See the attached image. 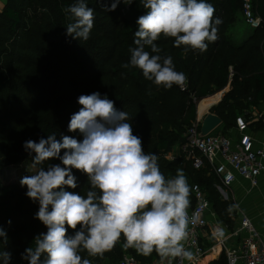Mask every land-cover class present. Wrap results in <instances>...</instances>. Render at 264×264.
Instances as JSON below:
<instances>
[{
  "label": "trees",
  "instance_id": "1",
  "mask_svg": "<svg viewBox=\"0 0 264 264\" xmlns=\"http://www.w3.org/2000/svg\"><path fill=\"white\" fill-rule=\"evenodd\" d=\"M74 2L7 0L0 12V228L8 238L6 246L0 242V250L11 252V264H26L21 254L47 229L35 219L38 203L26 197V187L20 181H5L3 175L23 163L31 166L35 154L23 148L28 140L38 142L51 133L57 139L72 136L82 140L78 132L68 131L71 116L80 110L77 101L81 95L106 94L118 111L128 112L133 134L142 139L145 152L159 156L164 175L173 177L182 169L189 186L196 184L205 192L210 209L223 221L228 218L230 203L221 199L216 189L219 180L211 169L206 164L193 168L182 152L177 158L167 156L184 144L183 135L196 123V103L228 84L229 91L210 110L221 119L224 129L234 125L238 113L264 101V0H251L253 14L261 24L240 46L231 44L226 29L230 18L242 13L241 0H207L215 9L214 19L221 23L218 39L209 42L204 52L189 50L185 55L183 46L174 47L172 38L156 41L160 54L171 55L176 70L186 75L184 90L175 85L157 87L144 79L141 70L122 67L130 60L136 21L145 14L143 0L130 4L123 0L110 12L104 9L112 0H86L95 15L87 41L65 34L70 22L65 9ZM59 163L50 160L43 166ZM31 168L34 173L36 169ZM73 175L78 187L65 190L85 195L87 177L76 170ZM73 234L69 229L68 235ZM109 252L114 254L109 264H117L124 255L142 263L162 257L156 251L145 255L126 246L123 237L102 257L81 255L100 264ZM209 264H227L225 254Z\"/></svg>",
  "mask_w": 264,
  "mask_h": 264
},
{
  "label": "clouds",
  "instance_id": "2",
  "mask_svg": "<svg viewBox=\"0 0 264 264\" xmlns=\"http://www.w3.org/2000/svg\"><path fill=\"white\" fill-rule=\"evenodd\" d=\"M123 0H112L105 11H114ZM132 0H129L130 4ZM145 14L140 16L129 48L130 60L122 65L142 71L145 80L157 87H183L187 77L177 71L171 55L162 56L156 41L174 39V47L204 52L208 43L218 39L219 18L207 0H143ZM70 22L65 34L87 41L94 27V9L86 0H75L65 9ZM150 49V50H146ZM80 110L68 124L72 136L56 138L55 133L28 140L23 148L35 154L20 185L26 197L38 203L35 219L47 229L35 236L32 246L21 254L26 264H92L82 257H102L124 238L126 246L148 255L193 258L184 247L189 232L190 188L182 169L173 177L160 170L159 156L145 152L142 139L133 134L132 117L118 111L114 101L99 92L81 95ZM62 153V154H61ZM59 164L43 165L50 160ZM62 165V166H61ZM76 170L87 177L85 195L65 189L78 187ZM10 223V222H9ZM73 235H68V230ZM214 236L223 237L217 228ZM0 228V242L7 244ZM12 254L0 250L2 264H11Z\"/></svg>",
  "mask_w": 264,
  "mask_h": 264
},
{
  "label": "built area",
  "instance_id": "3",
  "mask_svg": "<svg viewBox=\"0 0 264 264\" xmlns=\"http://www.w3.org/2000/svg\"><path fill=\"white\" fill-rule=\"evenodd\" d=\"M241 8L247 26L251 30L259 28L261 20L253 14L251 0H241ZM235 128L239 134L237 140L214 131L202 136L196 121L187 128L183 135L184 144L179 148L193 168L200 169L206 164L211 169L219 180L216 189L223 199H227L224 189L235 181L236 175L255 187L258 176L264 172V148L254 149L253 140L248 134V124L243 117H236ZM189 188V235L183 243L193 258L188 260L183 257L162 256L142 263L131 255H124L117 264H209L210 261L205 258L213 249L206 246L210 240L219 245L227 264H264V242L250 220L245 216L241 218L238 232H243L244 236L236 247L227 246L229 237L225 232L223 237L213 235L217 228L224 229V226L210 209L205 192L196 184Z\"/></svg>",
  "mask_w": 264,
  "mask_h": 264
},
{
  "label": "crops",
  "instance_id": "4",
  "mask_svg": "<svg viewBox=\"0 0 264 264\" xmlns=\"http://www.w3.org/2000/svg\"><path fill=\"white\" fill-rule=\"evenodd\" d=\"M6 1L7 0H0V12L3 11ZM227 90L228 87L221 91L220 99L215 104L209 106L207 110L201 115L196 113V117L197 115L203 116L208 111H210V109L222 99L223 94L227 92ZM236 117H243L247 122L248 134L253 140L254 149L264 148V101L257 107H250L249 109L238 113ZM214 133L227 135L232 140H237L239 137V134L235 128V123L229 129H224L223 124H221L214 130ZM172 153L174 154V157L170 156ZM179 153L180 149L178 146H176L172 149L167 157L168 159L177 158ZM224 192L227 196V199L223 200L230 202V206L233 207V210L237 215L238 224L240 223V220L243 216L247 217L254 229L260 235V239L264 242V172L258 176L255 187H251L248 181L236 175L235 181L229 187L225 188ZM238 234L240 235V239H242L244 233L238 232ZM212 250L207 256L209 257L208 261L210 262L217 260L221 255L220 250L218 252L217 248Z\"/></svg>",
  "mask_w": 264,
  "mask_h": 264
},
{
  "label": "rangeland",
  "instance_id": "5",
  "mask_svg": "<svg viewBox=\"0 0 264 264\" xmlns=\"http://www.w3.org/2000/svg\"><path fill=\"white\" fill-rule=\"evenodd\" d=\"M226 32H227V35L230 36L231 44L235 47L242 45L249 38V36L252 34V30L245 23V21L243 19V15L241 12H238L237 14L233 15L230 18L229 27L226 29ZM228 72H229V77L231 78V75H232V68L231 67L228 68ZM226 87H228V90H227V92H228L229 91V84ZM227 92H225L223 95H225ZM217 95H221V91L219 93H217ZM211 102H212V100H207V98H206V99H203L200 102L196 103V113L199 115L204 113L206 111L207 106L210 105ZM208 113L212 114L211 111H208L205 115H207ZM199 115H197L196 120L200 124L202 119L205 117V115H203V116H199ZM170 156L174 157V154L172 153ZM32 171H33V169L31 168L30 165L23 163V164L15 167L13 169L11 168L10 171H8L5 175H3V179L7 182L8 181L17 182V181H20L24 176L31 174ZM220 197L223 200L221 194H220ZM228 203H230V202H228ZM216 217H217V215H216ZM217 219L220 223L223 224L225 235L227 237H229L227 240V246H230L231 248L236 247L241 239H240V235L238 234V225L239 224L237 222V215L234 212L233 207L230 206L229 215L225 221L220 220L218 217H217ZM206 246L207 247H213V249H215L216 247H219V245L218 246L215 245L213 240L208 241ZM219 250H220V248L218 249V252H219ZM111 254L112 253L109 252V254H107V257L100 264H109V262L111 261V258H110ZM112 255H114V254H112ZM117 256H119V255H117ZM157 259H160V258H155L153 260H157ZM208 259H209V257H208Z\"/></svg>",
  "mask_w": 264,
  "mask_h": 264
},
{
  "label": "water",
  "instance_id": "6",
  "mask_svg": "<svg viewBox=\"0 0 264 264\" xmlns=\"http://www.w3.org/2000/svg\"><path fill=\"white\" fill-rule=\"evenodd\" d=\"M221 124L222 121L218 116L208 113L200 123V134L206 136L207 134L212 133Z\"/></svg>",
  "mask_w": 264,
  "mask_h": 264
},
{
  "label": "bare ground",
  "instance_id": "7",
  "mask_svg": "<svg viewBox=\"0 0 264 264\" xmlns=\"http://www.w3.org/2000/svg\"><path fill=\"white\" fill-rule=\"evenodd\" d=\"M221 95H217L215 94L214 96H211L209 98H207V100H212V102L210 103V105L207 106V108L213 104H215L219 99H220ZM206 108V110H207ZM217 249H219L220 247H216ZM213 251V250H212Z\"/></svg>",
  "mask_w": 264,
  "mask_h": 264
}]
</instances>
